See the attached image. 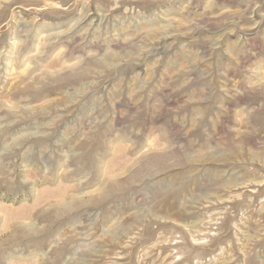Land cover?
<instances>
[{
    "label": "rangeland",
    "instance_id": "1",
    "mask_svg": "<svg viewBox=\"0 0 264 264\" xmlns=\"http://www.w3.org/2000/svg\"><path fill=\"white\" fill-rule=\"evenodd\" d=\"M0 264H264V0H0Z\"/></svg>",
    "mask_w": 264,
    "mask_h": 264
}]
</instances>
